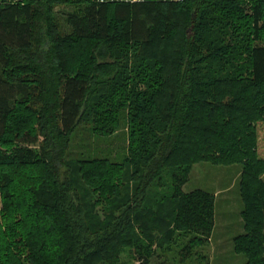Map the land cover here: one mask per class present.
I'll use <instances>...</instances> for the list:
<instances>
[{"label": "trees", "instance_id": "16d2710c", "mask_svg": "<svg viewBox=\"0 0 264 264\" xmlns=\"http://www.w3.org/2000/svg\"><path fill=\"white\" fill-rule=\"evenodd\" d=\"M85 121L129 127L122 162L69 158ZM198 162L242 166L234 250L264 264V0H0V264L190 258L216 224Z\"/></svg>", "mask_w": 264, "mask_h": 264}, {"label": "rangeland", "instance_id": "374dc122", "mask_svg": "<svg viewBox=\"0 0 264 264\" xmlns=\"http://www.w3.org/2000/svg\"><path fill=\"white\" fill-rule=\"evenodd\" d=\"M57 8L58 12H70L75 9L73 6ZM91 126L92 121L80 124L72 138L69 158L107 157L114 162H122L124 149L129 145L127 135L129 127L123 126L111 137H100L92 131ZM241 173L240 164L229 166L214 165L210 162L194 164L184 190L189 192L201 188L216 195V224L212 237L209 242L197 248L193 255L184 261H181L178 243L174 244L171 249L162 250L155 247L150 264H244L245 256L234 250V238L244 232V222L241 216L244 205L239 185ZM183 242H185L184 238ZM123 260L132 264V259L127 253L123 255ZM133 262L140 263L139 260Z\"/></svg>", "mask_w": 264, "mask_h": 264}, {"label": "built area", "instance_id": "2783aa9c", "mask_svg": "<svg viewBox=\"0 0 264 264\" xmlns=\"http://www.w3.org/2000/svg\"><path fill=\"white\" fill-rule=\"evenodd\" d=\"M94 1L99 4H122V3H143L150 1L175 3V2H182L185 0H94Z\"/></svg>", "mask_w": 264, "mask_h": 264}]
</instances>
